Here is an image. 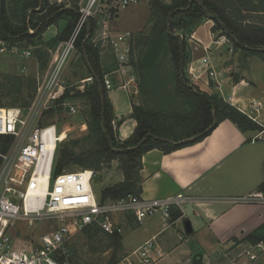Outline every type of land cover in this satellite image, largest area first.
<instances>
[{
    "label": "trees",
    "instance_id": "1",
    "mask_svg": "<svg viewBox=\"0 0 264 264\" xmlns=\"http://www.w3.org/2000/svg\"><path fill=\"white\" fill-rule=\"evenodd\" d=\"M151 5L153 18L148 34L139 37L135 43L136 49L131 42L129 64L141 100H131V116L136 120L132 134L120 140L113 128L111 121L114 114L103 76L115 66L104 67L107 64H104L105 57L100 55L101 47L91 42V24L80 30L76 40L80 55L76 59L75 72L81 71V78L85 77L84 73L92 74L94 81L82 91L66 88L61 97L83 98L87 101L85 113L89 115V136L84 139L87 146L79 147L78 153L72 147L80 146V140L64 144L55 159L54 173L70 165L90 168L95 172L111 167L113 161L118 162L123 179L103 185L97 195L100 202L116 200L128 194L140 195L141 156L147 150L157 148L169 152L200 141L225 119L234 122L242 131L260 129L257 123L223 100L218 93L209 91L202 83L187 77L186 67L191 57L187 53L186 38L187 33L190 34L203 18L213 19L214 29H219L237 48L264 59V21L234 19L228 12V9L234 8L264 14V0H153ZM77 17V5L53 4L49 0H0V41L15 44L19 48L34 46L40 65L45 68L47 55H50L48 49L68 37ZM60 19L67 20L63 28L48 42L43 41V32L49 26L56 25ZM43 45L47 49H43ZM110 51L112 53L111 48ZM9 82L18 91L22 87L26 91L36 88L35 78L30 76L23 78L13 75L7 77L6 83ZM27 97L31 96L23 95V99ZM143 138L145 140L139 144ZM10 140V136L0 135V149L5 150ZM259 188H264V182ZM180 215L178 210L172 209L170 219L174 220ZM82 230L91 242L102 236L99 242L103 238L106 241L102 247L121 249V233H106L94 225ZM263 239L264 223L239 242L256 244ZM69 264H77L74 251Z\"/></svg>",
    "mask_w": 264,
    "mask_h": 264
},
{
    "label": "built area",
    "instance_id": "2",
    "mask_svg": "<svg viewBox=\"0 0 264 264\" xmlns=\"http://www.w3.org/2000/svg\"><path fill=\"white\" fill-rule=\"evenodd\" d=\"M141 1L82 0L72 32L59 43L48 73L36 79V95L31 104L25 108L0 107V135L10 136L12 142L5 150L0 149V264H69L72 256L69 241L76 231L86 226H98L110 234L122 233L123 226L117 219L119 215L128 214L137 222H142L147 216L160 213L164 219L169 220L173 208L183 214L185 205L199 204L197 196L183 193L155 198L128 194L116 200L100 202L93 188L96 176L93 169H63L54 173L57 148L66 138L61 139L65 130H59L53 122L39 124L43 111L57 106L69 114L77 112L73 102L61 99L67 88L62 72L82 27L88 24L90 18L98 15L114 18L127 7ZM29 31L32 32V29ZM105 34L108 36L115 67L110 73L104 74V85L110 89L113 86L111 75L115 74L117 86L136 97V78L129 64L132 34L129 30L114 33L109 30ZM19 49L23 55H31L28 48L0 41V52H16ZM203 61L206 65L210 63L208 57H204ZM205 73L206 79L194 72L190 76L220 91L223 71L210 66ZM93 81L94 76L89 74L78 81L77 88L81 90ZM224 100L232 103L233 98L228 96ZM250 105L256 113L262 108V104L255 100ZM247 116L259 122L255 116ZM237 202L264 204V193L254 192L237 198ZM39 221H53L55 226L49 232L40 234L30 247L18 246L10 228L18 222L32 225ZM255 247L260 252L264 251L263 240L245 249L244 254L250 261L258 257V253L253 252ZM161 256L162 250L158 247L155 235L123 256L119 264H154Z\"/></svg>",
    "mask_w": 264,
    "mask_h": 264
},
{
    "label": "crops",
    "instance_id": "3",
    "mask_svg": "<svg viewBox=\"0 0 264 264\" xmlns=\"http://www.w3.org/2000/svg\"><path fill=\"white\" fill-rule=\"evenodd\" d=\"M59 31L57 29L50 38ZM45 32L42 39L48 41L44 38ZM59 43L55 49H58ZM27 48L38 66L36 75L30 77H44L51 67L52 58L43 71L39 68L38 54L31 49L35 47ZM53 50L48 49L50 55H56ZM104 60V64L109 63L107 57ZM194 66L202 67L200 56L190 59L186 72L197 74ZM251 75L239 73L237 81L228 77L222 81L221 89L222 93L223 89L227 92L224 97L233 98L230 104L246 115L256 117L259 122L253 121L260 126L259 130L242 131L234 122L225 119L200 141L169 152L153 148L142 154V197L183 193L197 196L200 202L198 205H185L183 214L173 208L181 213L174 220H166L160 213L149 215L142 222H137L128 214L119 215L117 219L123 228L136 230L129 240L125 239L127 235L122 236L121 251L124 255L156 235L162 256L154 264H237V248L248 245L247 242H239L240 239L264 223L263 203L237 202L239 197L254 192L264 193V188H259L264 182V80L260 83ZM111 80L113 86L119 88L115 74L111 75ZM108 97L117 121L116 136L125 140L136 126V120L131 116V104L126 108L120 95L116 99L109 94ZM252 100L262 104L258 113L251 109ZM255 135L258 136L252 140ZM122 179V173L118 172L116 181ZM128 234L131 235L130 232ZM193 251L198 257L196 263L192 260ZM263 255L264 251H261L250 264H261Z\"/></svg>",
    "mask_w": 264,
    "mask_h": 264
},
{
    "label": "rangeland",
    "instance_id": "4",
    "mask_svg": "<svg viewBox=\"0 0 264 264\" xmlns=\"http://www.w3.org/2000/svg\"><path fill=\"white\" fill-rule=\"evenodd\" d=\"M50 3L53 4H65L67 6H75L79 8V3L82 0H49ZM153 0H142L137 4H133L127 7L125 10L121 11L114 18H106L104 16H95L90 18L87 27L89 24L93 25V31L91 34V42L94 45H99L101 47L100 55L107 57L109 63L104 67H113L114 66V57L110 51V45L108 43V36L105 34L109 30L111 32H119V31H127L129 30L132 34V46H135V43L139 40L141 35H147L149 29L151 28V21L153 18V8H152ZM228 12L232 15L234 19L240 18L244 19V21H252L255 22L257 20L264 21V14H258L257 12L251 11H238L236 9H228ZM78 19V17H77ZM67 20L60 19L56 25L50 27L44 34L45 39H50L53 36L57 29L61 30ZM77 22V20H76ZM75 22V24H76ZM75 26V25H74ZM73 26V28H74ZM85 25L82 27L83 30ZM215 22L213 19L203 18L201 23L189 34L187 33L186 38V49L187 53L191 58L200 56L202 67L194 66V71H196L199 77L206 79L205 71L210 66L212 68L222 70L224 76L222 77V81L227 79L228 77L236 80L239 73L251 75L255 81H259L260 83L264 80V59L257 54H248L245 53L242 49L237 48L234 45L232 40L227 38L225 35L221 33L219 29H214ZM72 28V30H73ZM70 31V33L72 32ZM31 32V31H30ZM69 33V35H70ZM68 35V36H69ZM89 35V32H88ZM68 38V37H67ZM66 38V39H67ZM48 42V41H47ZM6 44V43H5ZM43 49H47V47L41 46ZM41 48V49H42ZM34 50V48H31ZM56 51V49L52 46L50 48ZM136 49V46H135ZM136 54V51H134ZM133 52V55H134ZM48 54H51L48 51ZM80 53L76 46L72 50L67 65L65 66L62 77L66 82L67 88H71L76 90H80L77 88L78 81L81 79L82 75L81 71L75 72V64L77 62V58ZM264 55V54H263ZM48 61L55 55H47ZM204 57H208L210 63L206 65L203 61ZM103 58V57H102ZM190 58V59H191ZM212 59V62H211ZM41 70L44 71V68L40 65ZM80 68L78 67V70ZM187 69V67H186ZM199 69V70H198ZM239 70V71H238ZM38 71V66L34 60L32 55L25 56L22 54L21 49L16 52H0V107H11V106H19L25 108L31 104L35 95L36 88L33 91H26L25 88H20L21 90H17L13 86L11 82L6 83L7 77H12L13 75H18L20 77H28L36 75ZM195 73V72H194ZM187 77L192 81L194 80L189 73H186ZM83 76H87L84 73ZM204 79V80H205ZM35 87H37V80L35 79ZM116 83V82H115ZM198 83H200L198 81ZM118 84V82H117ZM257 84V83H256ZM120 85V84H119ZM137 85V83H136ZM209 91H213L219 94L224 100V95L226 90L222 89L217 91V89L212 90L214 88H210L202 84ZM116 85L112 86L108 89V94L114 99L117 98V95L122 96L124 106L126 107L128 104H131V100L134 102H140V97L137 94L136 97L128 96V94L122 90V88H116ZM138 88V87H137ZM81 89L80 91L84 90ZM23 95H30L31 97H27L23 99ZM131 98V100H130ZM70 102H73L76 105L77 112L75 114H69L65 109L60 107H54L49 110L43 111L40 116L39 124L45 125L49 122H53L57 125L59 130H66V138L62 141L56 152L55 159L61 148L64 147V144H70L74 140H80V146H73V150L78 153L82 147V145L87 146L84 142L85 137L89 136L88 129V121L89 115L85 113L88 109L87 101L83 98H73L68 99ZM120 103L122 102L121 98H119ZM127 108V107H126ZM112 122V121H111ZM113 128L116 130L117 121L113 118ZM11 144V140L8 144ZM70 167V168H69ZM66 169L77 170L80 169L78 166L70 165ZM120 172L118 170V162H112L111 167H104L99 170H95L96 178L94 184V191L98 195L100 189L103 185L114 183L117 179V173ZM55 226L53 221H39L35 222L32 225H28L26 222H18L13 227L10 228V233L14 238V242L18 246L30 247L31 243H34L40 234L45 232H49ZM135 229V228H133ZM133 229L128 230L127 228H123L122 236L127 237L125 239H130L134 234H136V230ZM130 232V236L129 233ZM99 236L95 239V241L91 242L88 240V237L84 230L76 231L71 239H70V247L75 254V263L77 264H119L121 259L123 258L124 253L121 249H117L115 247L106 248L102 247L106 243L105 238H103L102 242H99ZM204 238L205 235H204ZM108 241V240H107ZM264 242V239H263ZM249 245V246H248ZM246 245L244 248H237V264H250V259L244 254L245 249L249 248L251 244ZM253 252L260 253V249L255 247ZM236 256V255H235ZM264 255L261 257L263 258ZM198 257H196L195 252H192V260L194 263L198 262ZM261 264H264V258L260 260Z\"/></svg>",
    "mask_w": 264,
    "mask_h": 264
},
{
    "label": "water",
    "instance_id": "5",
    "mask_svg": "<svg viewBox=\"0 0 264 264\" xmlns=\"http://www.w3.org/2000/svg\"><path fill=\"white\" fill-rule=\"evenodd\" d=\"M180 75H181V77L183 76V69H182V66H181V70H180ZM188 85H189L190 87H193L191 84H188ZM104 129H105V128H104ZM144 140H145V138H143L139 144H141ZM139 144H138V145H139Z\"/></svg>",
    "mask_w": 264,
    "mask_h": 264
},
{
    "label": "bare ground",
    "instance_id": "6",
    "mask_svg": "<svg viewBox=\"0 0 264 264\" xmlns=\"http://www.w3.org/2000/svg\"><path fill=\"white\" fill-rule=\"evenodd\" d=\"M65 136H66V130L63 131V134H62V136H61V139H63Z\"/></svg>",
    "mask_w": 264,
    "mask_h": 264
}]
</instances>
